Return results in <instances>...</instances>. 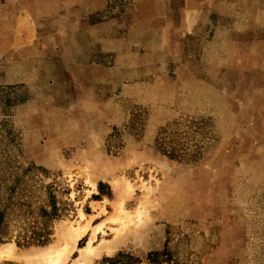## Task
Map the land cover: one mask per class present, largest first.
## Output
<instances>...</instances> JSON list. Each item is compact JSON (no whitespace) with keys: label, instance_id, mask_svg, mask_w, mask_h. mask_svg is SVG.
<instances>
[{"label":"rangeland","instance_id":"1","mask_svg":"<svg viewBox=\"0 0 264 264\" xmlns=\"http://www.w3.org/2000/svg\"><path fill=\"white\" fill-rule=\"evenodd\" d=\"M72 225L89 264H264V0H0V244Z\"/></svg>","mask_w":264,"mask_h":264},{"label":"bare ground","instance_id":"2","mask_svg":"<svg viewBox=\"0 0 264 264\" xmlns=\"http://www.w3.org/2000/svg\"><path fill=\"white\" fill-rule=\"evenodd\" d=\"M84 231H86L85 228L73 227L72 225V227H69L62 234L64 240L62 246L56 248L53 245L38 251L33 250L19 253L12 244H0V261L8 259L18 261L21 264H66L73 251L77 248L79 254L73 259L71 264H89L99 254L113 250V245L116 244L115 239L94 245V236L89 238L84 246L78 248V240Z\"/></svg>","mask_w":264,"mask_h":264},{"label":"trees","instance_id":"3","mask_svg":"<svg viewBox=\"0 0 264 264\" xmlns=\"http://www.w3.org/2000/svg\"><path fill=\"white\" fill-rule=\"evenodd\" d=\"M137 261L130 260L129 256L123 253H117L111 257H103L100 261L95 264H133Z\"/></svg>","mask_w":264,"mask_h":264}]
</instances>
